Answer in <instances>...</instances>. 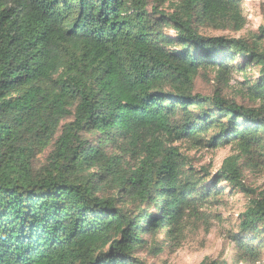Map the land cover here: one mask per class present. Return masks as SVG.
Instances as JSON below:
<instances>
[{
  "label": "trees",
  "instance_id": "trees-1",
  "mask_svg": "<svg viewBox=\"0 0 264 264\" xmlns=\"http://www.w3.org/2000/svg\"><path fill=\"white\" fill-rule=\"evenodd\" d=\"M241 2L0 0V264H145L150 238L207 231L225 186L253 195L235 263L260 264L264 26L205 32L240 31ZM228 145L215 173L186 152Z\"/></svg>",
  "mask_w": 264,
  "mask_h": 264
},
{
  "label": "rangeland",
  "instance_id": "rangeland-1",
  "mask_svg": "<svg viewBox=\"0 0 264 264\" xmlns=\"http://www.w3.org/2000/svg\"><path fill=\"white\" fill-rule=\"evenodd\" d=\"M241 7L247 18L245 26L237 32L205 30L210 35H222L227 37L247 36L257 31L260 26H264V0H242ZM251 76L257 75L256 70L249 71ZM242 80V76L234 74L231 80L232 84ZM196 90L207 93L210 90L209 84L202 78L196 80ZM232 94V92H230ZM233 146H224L216 149L195 148L186 150L192 158L197 169L205 168L215 173L221 166L223 159L231 154ZM186 146L183 145V149ZM246 184L255 194L264 196V172L246 171ZM225 194L220 198L217 206L213 208L218 213L217 219L212 220L207 231L200 225L198 228L191 229L186 233L183 243L179 247H173L164 244L162 252L153 255L149 253V247L159 245L163 235L158 236L155 242L149 239L146 249L138 256L142 258L145 264H199L202 260L224 261L228 264H251L235 263L234 248L226 234L229 229H233L237 224V215L242 212L249 203L251 194L245 195L238 190L231 189L228 186L224 188ZM260 264H264V245L261 249Z\"/></svg>",
  "mask_w": 264,
  "mask_h": 264
}]
</instances>
